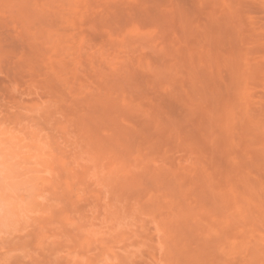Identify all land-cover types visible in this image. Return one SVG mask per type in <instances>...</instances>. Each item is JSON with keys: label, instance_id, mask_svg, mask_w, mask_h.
<instances>
[{"label": "rangeland", "instance_id": "1", "mask_svg": "<svg viewBox=\"0 0 264 264\" xmlns=\"http://www.w3.org/2000/svg\"><path fill=\"white\" fill-rule=\"evenodd\" d=\"M5 1L0 264H264V0H76L82 42L64 23L58 47L30 25L44 10L27 19ZM224 200L244 213L229 233L214 223Z\"/></svg>", "mask_w": 264, "mask_h": 264}, {"label": "bare ground", "instance_id": "2", "mask_svg": "<svg viewBox=\"0 0 264 264\" xmlns=\"http://www.w3.org/2000/svg\"><path fill=\"white\" fill-rule=\"evenodd\" d=\"M19 0H6L5 2H3L4 3V5H6L7 7L9 6L10 8H15V9H18V11L20 12V14H25V17H27V19H32L31 18V16L32 15H34V17H33V19L35 20L34 21V23L33 22H31L30 23V25L32 26V24H33V27H34V24L36 23V22H38V23H36V25H35V28L37 27V30H39V23L40 24H43L44 25V27L43 28H41L43 31H46V32H43V35H44V33H45V37H46V42H50V41H52V43H53V45H54V43H55V46H57V45H59L58 43L60 42V40H66V38L64 39V36L63 35H67V34H65L64 33V31L62 30L63 29V24L65 23V25L67 26V24L69 23V22H71V23H76V20L78 19V18H80V17H78L77 18V16L75 15V14H77V13H80L81 12V8L79 7V5H83L84 4V2L85 1H81V0H78L80 3L82 2L83 4H79L78 3V1H76L75 0V3H77V5L78 6H76V7H74V5L73 6H69L68 5V1H72V0H58V1H55V2H52V1H54V0H48V1H50L49 3H50V5H48L46 2H47V0H20V1H23L22 3H20V5H19V2H18ZM74 1V0H73ZM96 1V0H95ZM101 1V0H100ZM103 1V0H102ZM104 1H106V0H104ZM51 2L52 3H54V5L53 4H51ZM97 2H98V0H97ZM2 3V2H1ZM104 3V2H103ZM103 3H100V4H103ZM110 3V2H109ZM112 3V2H111ZM98 4H99V2H98ZM2 6H3V4H1ZM15 5H17V6H15ZM85 5V4H84ZM33 6H34V8H33ZM35 6H37V7H35ZM99 6V5H98ZM108 6V5H107ZM8 7V8H9ZM79 9H78V8ZM103 7H104V4H103ZM106 7V6H105ZM77 10H76V9ZM86 8V7H85ZM83 9V11L85 10H87V9ZM36 11H35V10ZM37 9H39V10H37ZM40 9L41 10H44V14H42V17L41 18H38V13H36L37 11H40ZM32 11V12H31ZM33 11H35V13L36 14H34L33 13ZM80 11V12H79ZM82 11V12H83ZM27 12H29L28 14L29 15H31L32 13V15L31 16H29L28 14H27ZM41 12V11H40ZM82 12H81V16H82ZM41 13H43V12H41ZM40 13V14H41ZM84 14V13H83ZM86 14V13H85ZM88 14V13H87ZM36 15V16H35ZM76 17H75V16ZM77 15H79V14H77ZM24 17V15H23V18H25ZM23 18L21 19V17L19 18V19H21V21H19V22H22L23 21ZM70 18H72V19H70ZM76 18V19H75ZM18 19V20H19ZM41 19H43V20H45V21H42ZM71 20V21H70ZM72 20H74L73 22H72ZM23 23V22H22ZM21 23V24H22ZM25 24H27L26 23V20H25V22H24ZM23 23V24H24ZM22 24V25H23ZM24 24V25H25ZM78 24V23H77ZM27 26H28V24H27ZM69 24H68V27L67 28H69ZM74 26H75V24H74ZM26 26H24V28H25ZM52 27H55V30H52L51 28ZM71 28H69V30L71 29V32H72V30H73V32L72 33H76L77 31H75L73 28H72V26H70ZM27 28V27H26ZM32 28V27H31ZM35 28H33L34 29V33H39L40 31H42V30H40V31H38V32H35ZM28 29H30V28H27V30ZM32 29V30H33ZM46 29V30H45ZM135 27H134V31H135ZM138 29V28H137ZM26 30V31H27ZM68 30V29H67ZM77 30H78V28H77ZM23 31H24V29H23ZM131 31H133L132 29L129 31H126V32H131ZM27 32H29L30 34L32 33V32H30V30L29 31H27ZM71 32H69L70 34H71ZM68 33V34H69ZM71 34V35H69V36H72V39L74 40H72L70 37H69V40L72 42H74V44H79V41L80 42H82V39L80 40V38L79 39H77L76 40V37L78 36V34H77V36H75L76 34ZM132 33V32H131ZM131 33H129L130 35H131ZM140 33V32H139ZM139 33H137V34H134L133 36H135L136 37V35H138ZM26 34V33H25ZM30 34L29 35H27L28 37H30ZM33 34V33H32ZM32 34H31V37H32ZM40 34H41V32H40ZM40 34H36V35H39V36H42V35H40ZM129 34H128V36H129ZM36 35H34V36H36ZM62 35V36H61ZM127 35V34H126ZM141 35V34H140ZM27 36H26V38H27ZM38 36V37H39ZM127 36V37H128ZM132 36V35H131ZM22 37H24V36H22ZM38 37L36 36L35 38H32L33 39V41L34 40H37L38 39ZM63 37V38H62ZM114 37H115V35H114ZM126 37V38H127ZM130 37V36H129ZM59 40V42H55V40H57V39ZM60 38V39H59ZM68 38V37H67ZM84 38V37H83ZM120 39V37H118V35H117V39ZM27 39H29V38H27ZM39 39H41V40H43L44 41V39H42L41 37H39ZM38 39V40H39ZM51 39V40H50ZM53 39V40H52ZM118 39V40H119ZM48 40V41H47ZM57 40V41H58ZM62 40V41H63ZM30 41V40H29ZM54 41V42H53ZM77 41V42H76ZM85 41V40H84ZM120 41V40H119ZM46 42H43L42 44H45ZM72 42V43H73ZM76 42V43H75ZM51 43V42H50ZM66 43V42H65ZM118 43V42H117ZM123 43V42H122ZM32 44V43H31ZM47 44V48H48V43H46ZM81 44V43H80ZM83 44V43H82ZM51 46H52V44H50ZM120 45V43H118V46ZM30 46H32V47H35L34 45H30ZM43 46V45H42ZM55 46H52L51 47V49H50V47H49V49L50 50H48L47 48V52L49 53V54H52L51 56H53L54 57V53H56L57 52V49H56V47ZM76 46V45H75ZM78 46V45H77ZM32 47H30V49L32 48ZM45 47V46H44ZM55 47V48H54ZM58 47V46H57ZM54 48V49H53ZM61 49H62V47H60ZM59 48V49H60ZM65 48V47H64ZM67 48V47H66ZM69 48V47H68ZM67 48V49H68ZM80 49V47L78 46L77 47V49ZM120 48H121V46H120ZM37 49H39V48H36V50ZM44 49V48H43ZM60 49V50H61ZM32 50V49H31ZM33 50H34V52L36 51L34 48H33ZM71 50V49H70ZM44 51L45 50H43V52L42 53H44ZM66 51H68V50H66ZM47 52H46V54H47ZM33 53V52H32ZM36 53V52H35ZM38 53V52H37ZM118 53V52H117ZM31 54V53H30ZM60 54H61V52H60ZM65 54H67V53H65ZM45 54H43V56H44ZM47 56V58L49 57V55L47 54L46 55ZM65 56H68V55H65ZM37 57V56H36ZM40 57H41V55H40ZM77 57V56H76ZM79 57V56H78ZM78 57H77V61L79 62V60H78ZM44 58V57H43ZM46 58V57H45ZM48 59H50V57L48 58ZM62 60H59V62L61 63V62H64L65 63V61L67 62V60L66 59H64V53H63V55H62V58H61ZM63 59L65 60V61H63ZM67 59H69V57L67 58ZM71 59V58H70ZM54 63H56V61H54L53 59H51ZM46 61H47V59H46ZM52 61H51V63H52ZM76 61V62H77ZM42 62V61H41ZM40 62V63H41ZM48 63H49V61H47ZM58 62V61H57ZM58 62V63H59ZM46 63V62H45ZM64 63H62V64H64ZM47 64V63H46ZM61 64V65H62ZM52 65V64H51ZM50 65V66H51ZM65 65V64H64ZM80 65V64H79ZM59 66V67H58ZM57 66V68H61L60 67V65H58ZM35 67V66H34ZM33 67V68H34ZM39 67H41V66H39ZM44 67V66H43ZM42 67V68H43ZM55 67V66H54ZM62 67H63V65H62ZM42 68H40L41 70V73H42V75H43V73L44 72H42L43 70H42ZM45 68V70L47 69L48 70V68H46V66L44 67ZM43 68V69H44ZM52 68V67H51ZM72 69V68H71ZM37 71V70H36ZM50 71V70H49ZM49 71H46V72H48L49 73ZM75 71V68H74V70H73V72L72 71H70V79L71 80H73L72 82H71V84L72 83H74V80L75 79H73V77H76L75 75H74V72ZM39 72V71H38ZM50 73H51V71H50ZM54 72L52 71V74H53ZM63 73V72H62ZM72 73V74H71ZM51 74V75H52ZM37 75V74H36ZM42 75H40V76H42ZM60 75H62V74H60ZM74 75V76H73ZM67 77H69V75L67 76ZM43 78V77H42ZM52 78H55L54 77V74H53V77ZM49 79H51V77L49 78ZM60 79V78H59ZM46 80H48V78L46 79ZM52 80V79H51ZM55 80H56V78H55ZM66 80H68V78L66 79ZM45 82H47V81H45ZM56 82H57V80H56ZM65 82V81H64ZM80 82V81H79ZM44 83V82H43ZM239 83H241V82H239ZM76 84V83H75ZM80 84H82V83H80ZM77 85L79 86V84L77 83ZM83 85V84H82ZM64 86H66L65 84H64ZM70 86V85H69ZM239 86H241V85H239ZM243 86V85H242ZM35 87V86H34ZM61 87V86H60ZM79 87H82V86H79ZM69 88H72L71 86L69 87ZM69 88H68V91H69ZM239 88V87H238ZM245 88V87H244ZM247 88V87H246ZM245 88V89H246ZM241 89V88H240ZM236 90V89H235ZM239 90V89H238ZM243 90V89H242ZM61 91V90H60ZM237 91V90H236ZM248 91V90H247ZM71 92V91H70ZM70 92H68V93H70ZM237 93V92H236ZM72 94H70V97L71 98H73L72 96H71ZM237 95V94H236ZM243 95H244V93H243ZM248 95V94H247ZM246 95V96H247ZM244 97V96H243ZM238 99H240V97L238 98ZM245 99L247 100V98L245 97ZM243 100V99H242ZM240 101H241V99H240ZM238 102L239 104H242L241 102ZM245 101V100H244ZM125 103V102H124ZM123 103V104H124ZM233 103H235V101H232V105H233ZM238 103H235V105L237 104V110H235L234 108H236V106L235 105H233V106H235L234 108H233V106L232 105H230V106H232L231 107V109H234V110H232V111H235V112H241V113H237V116H239L238 114H247V111L245 110V108L244 107H241V106H244V104L243 105H241V106H239L238 105ZM251 104V103H250ZM248 105V104H247ZM230 106H229V108H230ZM246 106V105H245ZM249 106V105H248ZM125 108H127L126 106H125ZM247 108V107H246ZM231 109H229L230 111H231ZM121 110H123V109H121ZM120 110V111H121ZM242 110H244V111H242ZM117 111H118V109H117ZM119 111V112H120ZM232 111H231V114L233 115V113H232ZM245 111H246V113H245ZM228 112V111H227ZM243 112V113H242ZM114 113V112H113ZM119 115H120V113H118ZM240 115V116H241ZM248 115V114H247ZM121 116V115H120ZM236 116V117H237ZM245 116V115H244ZM243 116V117H244ZM249 116V115H248ZM251 116V115H250ZM81 118V117H80ZM83 118V117H82ZM233 118V117H232ZM118 119V118H117ZM125 119V118H124ZM235 119V118H234ZM241 119H243V118H241ZM246 119V118H245ZM244 119V120H245ZM82 120V119H81ZM248 120V119H247ZM251 120V122L250 123H252V119H250ZM89 121V120H88ZM118 122V121H117ZM129 123H131V122H129ZM230 123V122H229ZM246 123V122H245ZM232 124V123H231ZM254 124V123H253ZM253 124H250L252 127L254 126ZM256 124H258V123H256ZM255 124V125H256ZM250 125H249V127H250ZM129 126V125H128ZM133 126V125H132ZM56 127V126H55ZM260 127V126H259ZM61 128V127H60ZM104 128V127H103ZM127 128H129V127H127ZM229 128V127H228ZM251 128V127H250ZM257 128H258V126H257ZM132 129V128H131ZM245 129H246V127H245ZM253 129V128H252ZM256 129V128H255ZM255 129L253 130V131H255ZM259 129V128H258ZM261 129H262V127H261ZM127 130V129H126ZM126 130H122V131H126ZM130 130V129H129ZM138 130V129H137ZM117 131V130H116ZM122 131H121V137L124 135H122ZM252 131V132H253ZM132 132V131H131ZM87 133V132H86ZM120 133V132H119ZM85 134V133H84ZM88 134V133H87ZM112 134V133H111ZM131 134V133H130ZM86 135V134H85ZM90 135V134H89ZM110 135V134H109ZM115 135H116V133H115ZM117 136V135H116ZM87 137V139H88V136H86ZM121 137H119V138H121ZM264 137V136H263ZM123 138H124V136H123ZM87 139H85V142H86V140ZM105 139V138H104ZM107 139H109L110 140V137H108V138H106L105 140H107ZM125 139V138H124ZM109 140H107L106 141V143L109 141ZM125 140H128V139H125ZM79 141H81L80 139L78 140V143H80ZM113 141V140H112ZM112 141L110 142V143H112ZM118 142H120V141H118ZM87 143L89 144V142L87 141ZM109 143V142H108ZM123 143H124V141H122V145H123ZM87 144V145H88ZM120 144V143H119ZM80 145H81V143H80ZM86 145V143H85V147L84 148H87L88 146ZM92 145V143L90 144V146ZM103 145H105L106 146V144H105V142H104V144ZM17 146V145H16ZM87 146V147H86ZM93 146V145H92ZM117 146V145H116ZM126 146H129V145H126ZM95 147V146H94ZM107 147H110L109 145L107 146ZM112 147V146H111ZM111 147L110 148H108V149H111ZM120 146H118V147H115V148H118V149H120L119 148ZM88 148H90V147H88ZM96 148V147H95ZM95 148H93V150L95 149ZM105 148V147H104ZM126 148V147H125ZM125 148L124 149H122L123 151H125ZM130 148V147H129ZM18 149V148H17ZM127 149V148H126ZM87 151H88V149H87ZM106 151H107V149H106ZM122 151V152H123ZM130 151V150H129ZM134 151V150H133ZM97 152V151H96ZM99 152V151H98ZM114 153H116L115 152V150L113 151ZM128 152V151H127ZM127 152H126V154H127ZM133 153V152H132ZM98 154H100V153H98ZM106 154H107V152H106ZM117 154V153H116ZM125 154V156H127ZM113 155V154H112ZM111 155V156H112ZM115 155V154H114ZM116 156V155H115ZM114 156V157H115ZM118 156L119 155H117V157H115V158H117L118 159ZM129 156V155H128ZM29 157V156H28ZM113 157V156H112ZM120 158V157H119ZM117 159H114V160H116L117 161ZM121 160V161H120ZM120 160H118V161H120L119 163L120 164H126V163H124L125 162V160L124 159H122V158H120ZM129 161V160H128ZM126 162H127V160H126ZM133 162V161H132ZM114 163H115V161H114ZM130 164H132V163H130ZM111 172V171H110ZM105 177V176H104ZM252 185H253V183H252ZM251 188H249V190H250V197H251V201L253 202V201H255V199H256V194L258 193V190H259V188H257V189H255V186H251V185H249ZM258 187V186H257ZM247 188V187H246ZM231 189V188H230ZM256 190V191H255ZM261 190V189H260ZM259 190V191H260ZM237 191L238 190H234V192H232L233 193V195L235 196V197H238V196H240L239 195V193H237ZM248 191V190H247ZM249 192V191H248ZM247 192V193H248ZM175 193V192H174ZM212 195V194H211ZM185 196H187V195H185ZM204 196V195H203ZM234 196L232 197V194H231V199H232V201H233V198H234ZM244 196V195H243ZM248 196H249V193H248ZM246 200H247V198H246ZM234 202V201H233ZM248 204H250V203H248ZM256 204V203H255ZM180 206V205H179ZM250 206V205H249ZM248 206V207H249ZM214 207V206H213ZM253 207V206H252ZM215 208V207H214ZM201 209V208H200ZM216 209V208H215ZM246 209V208H245ZM173 211H171V213L169 214V216H170V218H169V220L171 221V223L173 222V224L175 223L176 224V226L178 227H181V228H183L184 226H185V224H183V222H184V220L183 221H179L178 219H179V211L180 210H177V212L176 211H174V209H172ZM198 210V209H197ZM202 211H203V208L201 209ZM200 210V211H201ZM241 210H243L242 209V207L241 206H239L238 205V203H232V202H227L226 200H224V202H222V204L217 208V210H215L216 212H219V213H217V217L219 218V220L218 219H216L214 216V218L216 219V221H214V223H217L216 225L219 227L220 226V228L221 229H223V227L225 226V224H229L230 225V227L232 226V225H234L235 223H238V222H240V220H242L243 221V219H240L241 217H242V214H244ZM248 210H250L249 208H248ZM185 211V210H184ZM200 211H198V212H200ZM214 211V210H213ZM251 211H252V209H251ZM249 212V211H248ZM248 212H246V213H248ZM192 213V212H191ZM202 213H204V212H202ZM245 213V214H246ZM253 213V212H252ZM205 214V213H204ZM185 215V214H184ZM190 215V214H189ZM247 215V214H246ZM245 215V216H246ZM191 216V215H190ZM199 216V213H196L195 214V212H194V217H192V220H194V223H195V225L197 224V225H200L201 224V229H205L206 230V232H207V230H209L211 227V229H213V226L215 225H213V223H211L213 226H210V224H209V222H205L204 224L202 223V222H200V221H198L200 218H201V215H200V218L198 217ZM202 216H204V215H202ZM239 216H241V217H239ZM186 217V216H185ZM188 217V216H187ZM187 217H186V220H187ZM198 217V218H197ZM210 217V216H209ZM239 217V218H238ZM254 217V216H253ZM168 217H166L165 219H167ZM185 219V218H184ZM214 219V220H215ZM247 219H250L249 221H251V220H253V218L252 217H248L247 218V216H246V219H244L245 221L247 220ZM202 220V219H201ZM203 220H204V217H203ZM202 220V221H203ZM191 221V220H190ZM238 221V222H237ZM244 221V222H245ZM213 222V221H212ZM252 222V221H251ZM185 223H186V221H185ZM191 223V222H190ZM232 223V224H231ZM234 223V224H233ZM192 224V223H191ZM248 224V223H247ZM249 224H251V223H249ZM243 225H245V224H243ZM256 225V224H255ZM191 226V225H190ZM192 226H194V225H192ZM247 226V225H246ZM197 227V226H196ZM195 227V228H196ZM218 227H214V229H213V231H215L216 230V228H218ZM228 227V226H227ZM227 227H225L226 229H227ZM234 228H236V227H234ZM249 228H250V226H249ZM219 229V228H218ZM223 229L224 230V232L226 233V231L228 230V233H229V229ZM194 230V229H193ZM222 230V231H223ZM233 230V229H232ZM245 230V229H244ZM181 232L180 233H182V230H180ZM185 231V230H184ZM184 231H183V234L185 235L186 233H184ZM242 231V230H241ZM216 232V231H215ZM189 233V232H188ZM228 233H227V235H228ZM223 234V233H222ZM221 234V235H222ZM181 235V234H180ZM190 235V234H189ZM225 235V234H224ZM226 235V236H227ZM240 235V234H239ZM183 236V235H182ZM182 236H180V238L182 237ZM231 237H232V235H230ZM184 237V236H183ZM220 236L219 235H217L216 236V238L217 239H220L219 238ZM244 237V236H243ZM229 238V237H228ZM213 239V238H212ZM250 240V239H249ZM260 241V240H259ZM263 241V240H262ZM215 242V241H214ZM226 242H227V240L225 241V242H223V243H221V242H218V244L219 245H217L218 247H220L221 249H223L222 248V245H225L226 244ZM250 242V241H249ZM256 242V241H255ZM239 243H241V242H239ZM243 243V242H242ZM217 244V243H216ZM228 244V243H227ZM226 244V245H227ZM238 244V243H237ZM256 244H258V242L256 243ZM263 244H264V242H263ZM260 245V244H259ZM230 246H232V245H230ZM234 246H235V244H234ZM233 246V247H234ZM239 245H237L236 247H237V249L240 247V246H242V245H240L239 247H238ZM210 247V246H209ZM226 247V246H225ZM232 247V248H233ZM235 247V248H236ZM256 247H258V246H256ZM231 248V247H230ZM231 248V249H232ZM240 248H243V247H240ZM259 248V247H258ZM263 248V247H262ZM227 249V248H226ZM229 249V248H228ZM227 249V250H228ZM257 249V248H256ZM260 249V248H259ZM230 250V249H229ZM242 250V249H241ZM264 250V249H263ZM234 251V250H233ZM257 251V250H256ZM254 252V251H253ZM255 253V252H254ZM257 254H259V253H257ZM233 255V254H232ZM252 255H254L253 253H252ZM245 256V255H244ZM263 257L264 256V253H260L259 255H258V257ZM254 257H255V255H254ZM259 257V258H260ZM252 259V258H251ZM255 259V258H254ZM260 259H262V258H260ZM242 260V259H241ZM254 261V260H253ZM230 262V261H229ZM250 262V261H249ZM255 262V261H254ZM226 263V262H225ZM257 263H258V260H257ZM263 263H264V258H263ZM224 264V263H223ZM229 264V263H228ZM249 264V263H248ZM251 264V263H250Z\"/></svg>", "mask_w": 264, "mask_h": 264}]
</instances>
